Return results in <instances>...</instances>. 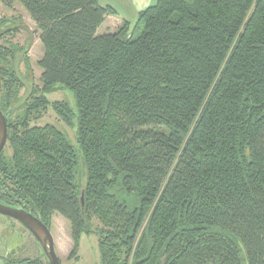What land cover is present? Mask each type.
<instances>
[{"label":"trees","instance_id":"trees-1","mask_svg":"<svg viewBox=\"0 0 264 264\" xmlns=\"http://www.w3.org/2000/svg\"><path fill=\"white\" fill-rule=\"evenodd\" d=\"M3 1L24 6L43 54L41 96L6 119L0 202L48 227L60 214L70 255L94 234L99 264H264V0H155L106 33L115 10L98 0ZM25 47L0 59L3 112L25 96ZM62 88L74 107L48 99ZM48 105L75 144L30 124Z\"/></svg>","mask_w":264,"mask_h":264},{"label":"rangeland","instance_id":"rangeland-1","mask_svg":"<svg viewBox=\"0 0 264 264\" xmlns=\"http://www.w3.org/2000/svg\"><path fill=\"white\" fill-rule=\"evenodd\" d=\"M21 23L27 25L33 32V39L26 52L27 54L19 65L22 77L27 80L33 79L34 94L27 102V104H31L37 97L41 96L42 90L41 70L37 65V60L43 54L42 44L39 39L40 31L37 30L36 24L30 18L24 6L18 2L6 4L3 0H0V59L5 58L12 61L14 49H21L27 45L29 36L26 30L18 26ZM1 66H3V63L0 61ZM2 82L0 80V92ZM25 94L26 91L21 86L19 98ZM47 97L50 101L67 100L74 107L73 95L66 88L53 91ZM45 123H55L60 129L65 131L69 140L75 144V127L72 128V126L63 123L49 105L48 107L45 106V108L42 106L32 110L30 115V124L43 125ZM4 151L7 155L10 153L8 144L5 145ZM83 182L84 178H82ZM93 223L94 225H99L98 221ZM49 229L54 239L55 251L60 264H99L97 237L94 234L82 235L77 251L70 255L73 242L70 237L68 221L60 214L55 213L51 218ZM10 253L20 259L24 257H41L44 260L42 250L31 233L18 221L0 214V264H3V258Z\"/></svg>","mask_w":264,"mask_h":264},{"label":"water","instance_id":"water-1","mask_svg":"<svg viewBox=\"0 0 264 264\" xmlns=\"http://www.w3.org/2000/svg\"><path fill=\"white\" fill-rule=\"evenodd\" d=\"M21 27L28 30L30 33L29 41L27 43V47L19 52L14 58V70L17 77L20 79L24 88L26 89V94L23 97L22 101L18 103L16 106L9 108L7 111L3 112L0 109V152L6 145L7 142V116L13 112L17 106L25 102L32 93L33 87V79L30 81L24 79L19 71L20 61L24 54L28 51V48L33 39V32L28 28L27 25L22 24ZM84 198L83 191L80 195V204L83 206ZM0 214L13 218L18 221L22 226H24L31 235L35 238L37 243L39 244L42 254L46 259L48 264H60V260L56 254L54 239L49 227L44 224L38 217L34 216L31 212L25 210L22 207H13L0 202Z\"/></svg>","mask_w":264,"mask_h":264},{"label":"crops","instance_id":"crops-1","mask_svg":"<svg viewBox=\"0 0 264 264\" xmlns=\"http://www.w3.org/2000/svg\"><path fill=\"white\" fill-rule=\"evenodd\" d=\"M102 5H109L115 14L106 16L98 28V33L114 32L123 21L130 26L135 23L138 13L154 3L155 0H98Z\"/></svg>","mask_w":264,"mask_h":264},{"label":"flooded vegetation","instance_id":"flooded-vegetation-1","mask_svg":"<svg viewBox=\"0 0 264 264\" xmlns=\"http://www.w3.org/2000/svg\"><path fill=\"white\" fill-rule=\"evenodd\" d=\"M21 25H22V23L21 24H18V26L20 27V28H23V27H21ZM24 29V28H23ZM24 30H26V29H24ZM26 32L28 33V36L30 37V33H29V31L28 30H26ZM27 46V45H26ZM26 48V47H25ZM24 87V86H23Z\"/></svg>","mask_w":264,"mask_h":264}]
</instances>
